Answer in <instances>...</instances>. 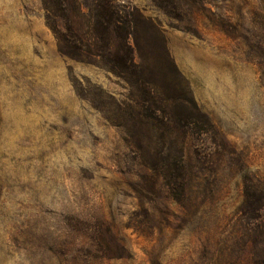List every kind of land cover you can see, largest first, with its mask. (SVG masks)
<instances>
[{"label": "rangeland", "instance_id": "rangeland-1", "mask_svg": "<svg viewBox=\"0 0 264 264\" xmlns=\"http://www.w3.org/2000/svg\"><path fill=\"white\" fill-rule=\"evenodd\" d=\"M77 1L88 39L91 0ZM117 1L148 89L192 118L150 120L100 58L58 40L41 0H0V264H251L240 209L245 176L264 182V0ZM183 137L184 205L169 182Z\"/></svg>", "mask_w": 264, "mask_h": 264}, {"label": "trees", "instance_id": "trees-1", "mask_svg": "<svg viewBox=\"0 0 264 264\" xmlns=\"http://www.w3.org/2000/svg\"><path fill=\"white\" fill-rule=\"evenodd\" d=\"M41 7L47 26L61 43L68 48L82 50L87 55L100 58L106 68L128 87L134 88L141 98L140 101L149 102L150 108L146 112L150 120L157 121L159 114H164L167 110L165 114L168 122L161 123L166 129L177 130L183 128V123H188L192 118L190 110L186 117L176 114V102L167 105L153 96L141 78L133 59L132 48L128 44L134 26L133 13L117 0H91V5L86 7L89 11V31L86 33L88 39L80 31L83 13L77 0H41ZM192 110L197 113L195 107ZM185 138L181 142L178 167L169 173V182L174 185L177 196L176 202L183 205L189 201L191 180L194 177L191 162L185 153ZM225 146H219L222 152L231 150H228V145ZM240 213L241 219L247 221L250 227L251 264H264V182L245 176Z\"/></svg>", "mask_w": 264, "mask_h": 264}]
</instances>
